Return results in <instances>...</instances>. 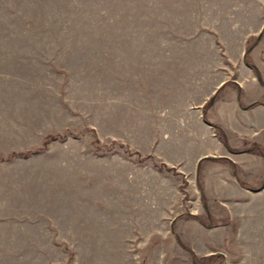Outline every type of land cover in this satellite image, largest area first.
Instances as JSON below:
<instances>
[{
    "label": "rangeland",
    "instance_id": "1",
    "mask_svg": "<svg viewBox=\"0 0 264 264\" xmlns=\"http://www.w3.org/2000/svg\"><path fill=\"white\" fill-rule=\"evenodd\" d=\"M252 44L264 0H0V264H264V130L199 110Z\"/></svg>",
    "mask_w": 264,
    "mask_h": 264
},
{
    "label": "crops",
    "instance_id": "2",
    "mask_svg": "<svg viewBox=\"0 0 264 264\" xmlns=\"http://www.w3.org/2000/svg\"><path fill=\"white\" fill-rule=\"evenodd\" d=\"M243 42H245V40ZM258 45L259 44H255V45H253L252 48H257ZM243 48H245V46ZM255 65L257 66L262 78L264 79L263 67L258 63H255ZM231 70H232V68H231ZM236 73L238 74V76L236 77V80L235 79L234 80L233 79L228 80V78L222 77L221 79H219V81H217V84L222 85V86H225L229 83L232 85L237 84L239 89H240L239 97L237 95V92L235 94V91L228 92V95H227V92H225L221 97H219L215 102H213L209 108H207L206 115L210 121H213L214 123L221 125L223 129L226 127H229L230 124L227 122L229 119H235L239 124H241V122L243 123L244 129L254 127V129L259 128L260 130H262V129L264 130V103H256V104H254L250 107H247V108L241 106V104H243L245 106V105H247L250 102H253L255 100L264 101V99H258V98L246 99L244 94H243V92H244L243 85L246 82H248V79L253 81L254 83H256L258 81L256 73L253 70V68H251L250 66H248L245 63L236 68ZM203 106H204V104L199 106V108H200L199 110H201V112H203ZM216 112L219 114V116H218L219 119H217V116L215 115ZM242 114H244L245 116H243ZM262 143H264V142H262ZM244 155L245 156H238V154H233L232 156H228V155L222 153V156H220V157H225L226 158L225 161H229V162L231 161L233 163H236L237 161H239V163H240V161H245V159L248 160L249 156L255 157L254 154L249 153V151H247ZM246 155H249V156H246ZM206 156L207 155H204V157H206ZM200 159L201 158H199V160ZM243 165H245L248 170L249 169L251 170V169H253L255 164L249 160L248 162H246ZM220 179L222 180V178H220ZM217 181H218V184H220V180H217ZM244 189H246V188H244ZM218 190L221 192L225 191L224 188H222V189L218 188Z\"/></svg>",
    "mask_w": 264,
    "mask_h": 264
},
{
    "label": "trees",
    "instance_id": "3",
    "mask_svg": "<svg viewBox=\"0 0 264 264\" xmlns=\"http://www.w3.org/2000/svg\"><path fill=\"white\" fill-rule=\"evenodd\" d=\"M253 45H254V44H252L251 46H248V47H247L246 52L244 53V54H245V56H244V60H245V62L247 63V65H249L251 68H253V70H254L255 73H256L257 79L259 80V82H260L261 84L264 85V79L262 78V76H261V74H260V72H259L257 66H256L254 63L249 62V61L246 59L247 51H249V49L252 48ZM214 99H215V95L211 96V97L205 102V104H204V106H203V114H204V117H205V118H206V109H207V107L213 102ZM253 103L255 104V103H258V102H257V101H255V102H251L250 104H248V106H249V105H253ZM212 125H213L215 128L218 129V132H219V134H220V137H221L222 141L227 145L228 143H227V139H226V135H225L224 130H223L219 125H217L216 123H212ZM256 147H257V145H256ZM257 148H259L260 153H264L262 147L258 146ZM252 149H253V148H246V150H252ZM218 158H224V157H218ZM263 184H264V181L262 182V185H263ZM260 187H261V186H260ZM201 193H202V192H201ZM202 196H203V195H202Z\"/></svg>",
    "mask_w": 264,
    "mask_h": 264
}]
</instances>
